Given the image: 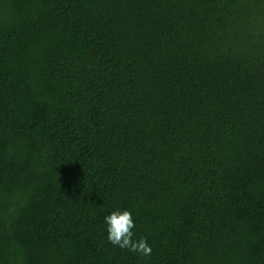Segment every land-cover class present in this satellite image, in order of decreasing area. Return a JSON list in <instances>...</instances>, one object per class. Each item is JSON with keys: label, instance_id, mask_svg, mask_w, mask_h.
<instances>
[{"label": "trees", "instance_id": "1", "mask_svg": "<svg viewBox=\"0 0 264 264\" xmlns=\"http://www.w3.org/2000/svg\"><path fill=\"white\" fill-rule=\"evenodd\" d=\"M0 264H264V0H0Z\"/></svg>", "mask_w": 264, "mask_h": 264}, {"label": "clouds", "instance_id": "2", "mask_svg": "<svg viewBox=\"0 0 264 264\" xmlns=\"http://www.w3.org/2000/svg\"><path fill=\"white\" fill-rule=\"evenodd\" d=\"M109 242L121 249H127L142 256H150L152 247L146 237L134 239L136 227L132 212L116 209L105 217Z\"/></svg>", "mask_w": 264, "mask_h": 264}]
</instances>
